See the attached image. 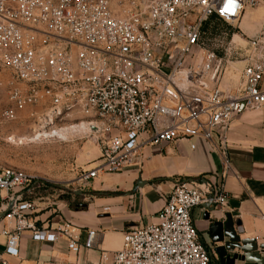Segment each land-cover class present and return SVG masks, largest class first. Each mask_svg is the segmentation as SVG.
<instances>
[{
  "label": "built area",
  "instance_id": "2783aa9c",
  "mask_svg": "<svg viewBox=\"0 0 264 264\" xmlns=\"http://www.w3.org/2000/svg\"><path fill=\"white\" fill-rule=\"evenodd\" d=\"M260 5L264 0H0V62L14 77L3 117L39 107V136L79 115L72 126L84 124L83 134L99 147L79 183L121 173L145 149L187 143L193 150L194 139L217 152L224 178L231 171L230 122L264 107V19L247 40L232 86H222V58L204 44L200 28L213 15L232 25ZM36 184L51 183L0 169V264L18 257L26 231L33 241L64 242L74 254L93 248L92 230L80 244L70 222L50 233L37 226L34 203L22 200ZM227 200L222 182L207 192L178 183L155 222L125 232L121 248L102 252L99 264H210L191 214L205 204L222 209Z\"/></svg>",
  "mask_w": 264,
  "mask_h": 264
},
{
  "label": "crops",
  "instance_id": "0c3cea01",
  "mask_svg": "<svg viewBox=\"0 0 264 264\" xmlns=\"http://www.w3.org/2000/svg\"><path fill=\"white\" fill-rule=\"evenodd\" d=\"M236 77L228 85L232 86ZM192 143L195 145L193 150L187 143L163 146L170 157H162L157 148L145 149L142 158L121 173L102 175L103 178L111 176L105 179L108 182L101 190L102 196L83 209L70 210L62 205L34 217L37 226L50 230L49 233L61 222L72 223L77 228L80 244L84 243L87 231H94L92 249L74 254L67 250L64 242L33 241L26 231L19 240L18 257H6L8 263L99 264L102 252H116L121 248L125 232L155 222L156 214L175 186L173 181L163 183L159 177H179L183 181L197 179L200 182L193 185L205 192L216 182H222L228 194L227 205L215 210L211 218L224 220L229 214L237 224L240 239L255 240L258 246L264 244V107L260 111L246 112L230 122L227 153L231 171L224 178L217 152L201 139H194ZM139 164H143L142 173ZM162 164L166 166L163 172L157 167ZM139 181L147 183L136 187ZM98 187L99 184H94L95 189ZM109 189L120 194L103 193ZM204 214L201 206L195 208L191 216L198 235L207 242L210 223L203 219ZM4 244L5 238L0 235V252L4 250Z\"/></svg>",
  "mask_w": 264,
  "mask_h": 264
},
{
  "label": "rangeland",
  "instance_id": "374dc122",
  "mask_svg": "<svg viewBox=\"0 0 264 264\" xmlns=\"http://www.w3.org/2000/svg\"><path fill=\"white\" fill-rule=\"evenodd\" d=\"M263 19L264 6L260 5L256 8H246L241 19L232 25L214 21L201 32L204 44L222 58V86L230 84L233 77L237 76L248 52L247 40L255 35ZM13 80V75L0 62V169L21 170L47 183L60 186V195H63V198L58 200L55 194L43 195L41 201L34 202L36 212L33 216H40L50 208L56 210L62 205L70 210L83 209V206L94 201L96 197L102 196L101 190H104L103 186L108 182L105 179L111 177L97 176L88 182H78L80 174L91 170L97 163L99 147L83 133L68 134L62 138L47 136L53 130L58 131L78 123L80 116L76 114L65 117L54 127L46 128L45 135L39 136L38 130H42L34 115L41 113L39 107L18 113L14 120L5 119L3 113L11 106L8 99V83ZM159 154L162 157H170L165 148H161ZM142 166L143 164H139L141 173ZM157 167L162 172L166 170L164 164ZM159 179L163 183L173 181L175 185L183 181L179 177ZM94 184H99V187L95 189ZM114 191L116 190L109 189L103 193L120 194Z\"/></svg>",
  "mask_w": 264,
  "mask_h": 264
},
{
  "label": "water",
  "instance_id": "95a60500",
  "mask_svg": "<svg viewBox=\"0 0 264 264\" xmlns=\"http://www.w3.org/2000/svg\"><path fill=\"white\" fill-rule=\"evenodd\" d=\"M184 183L196 184L197 179H187ZM205 181L202 180V183ZM147 182H136L135 186H141ZM86 207V206H83ZM82 207V208H83ZM204 220L209 222L208 235L211 244L209 256L211 264H235L236 262L264 264V244L257 245L255 240L240 239L239 232L236 230V222H233L229 214L225 215L224 220L211 218L215 212L214 207L205 204Z\"/></svg>",
  "mask_w": 264,
  "mask_h": 264
},
{
  "label": "trees",
  "instance_id": "16d2710c",
  "mask_svg": "<svg viewBox=\"0 0 264 264\" xmlns=\"http://www.w3.org/2000/svg\"><path fill=\"white\" fill-rule=\"evenodd\" d=\"M223 22L222 20L218 19L216 16H210L206 22H204L200 28L201 32L205 31L208 24H212L213 22ZM224 24H227L223 22ZM237 31L236 29H234ZM62 189L58 185L54 184H36L29 192H24L22 196V200L29 201V202H36L41 201L43 195L50 196V195H57L58 200L63 198V195H60Z\"/></svg>",
  "mask_w": 264,
  "mask_h": 264
},
{
  "label": "bare ground",
  "instance_id": "6f19581e",
  "mask_svg": "<svg viewBox=\"0 0 264 264\" xmlns=\"http://www.w3.org/2000/svg\"><path fill=\"white\" fill-rule=\"evenodd\" d=\"M86 131V128L84 124H79L77 126H70L64 129H60L58 131H55L52 135L57 136L59 138H62L68 134H71L73 132L77 133H84Z\"/></svg>",
  "mask_w": 264,
  "mask_h": 264
},
{
  "label": "flooded vegetation",
  "instance_id": "af4514ba",
  "mask_svg": "<svg viewBox=\"0 0 264 264\" xmlns=\"http://www.w3.org/2000/svg\"><path fill=\"white\" fill-rule=\"evenodd\" d=\"M204 243L207 245L208 253H209V249L211 248L210 240H208L207 242L204 241ZM210 264H211V262H210Z\"/></svg>",
  "mask_w": 264,
  "mask_h": 264
},
{
  "label": "snow or ice",
  "instance_id": "6c2138e0",
  "mask_svg": "<svg viewBox=\"0 0 264 264\" xmlns=\"http://www.w3.org/2000/svg\"><path fill=\"white\" fill-rule=\"evenodd\" d=\"M227 11H230L231 9L230 8H226Z\"/></svg>",
  "mask_w": 264,
  "mask_h": 264
}]
</instances>
